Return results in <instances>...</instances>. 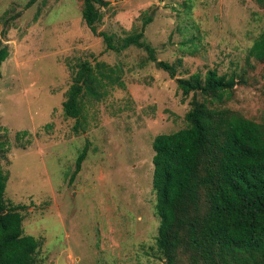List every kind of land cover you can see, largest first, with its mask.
<instances>
[{
    "label": "rangeland",
    "instance_id": "rangeland-1",
    "mask_svg": "<svg viewBox=\"0 0 264 264\" xmlns=\"http://www.w3.org/2000/svg\"><path fill=\"white\" fill-rule=\"evenodd\" d=\"M0 0V165L4 198L26 207L36 264H164L155 239L152 141L184 127L190 97L147 53L106 49L81 17L80 0ZM97 32L117 43L152 16L144 41L176 77L240 72L264 30L255 0H104ZM111 68L104 96L83 97L87 129L75 134L62 103L76 64ZM221 106L264 120V63ZM25 132V133H24ZM87 155L71 180L83 147Z\"/></svg>",
    "mask_w": 264,
    "mask_h": 264
},
{
    "label": "trees",
    "instance_id": "trees-1",
    "mask_svg": "<svg viewBox=\"0 0 264 264\" xmlns=\"http://www.w3.org/2000/svg\"><path fill=\"white\" fill-rule=\"evenodd\" d=\"M35 0H30V6ZM81 17L100 37L106 49L120 52L135 47L175 80L183 98L190 97L184 127L159 134L152 141V190L159 225L155 245L164 264H264V120L222 107L235 87L247 84L251 60L264 63V30L253 41L240 72L176 77V65L158 61L155 50L144 41L152 16L144 14L139 31L117 43L97 32L104 0H80ZM264 6V0H255ZM0 50V66L6 59ZM113 70L102 63L76 64L72 84L62 103L63 115L73 119V132L87 129L83 97L99 99L106 94V80ZM25 133V132H24ZM87 155L83 147L71 180ZM8 176L0 165V264H36L40 242L24 234L21 204L4 198Z\"/></svg>",
    "mask_w": 264,
    "mask_h": 264
}]
</instances>
